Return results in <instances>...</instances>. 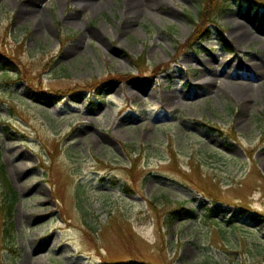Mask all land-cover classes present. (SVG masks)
Returning a JSON list of instances; mask_svg holds the SVG:
<instances>
[{
  "label": "rangeland",
  "instance_id": "374dc122",
  "mask_svg": "<svg viewBox=\"0 0 264 264\" xmlns=\"http://www.w3.org/2000/svg\"><path fill=\"white\" fill-rule=\"evenodd\" d=\"M82 1L0 0V264H264V0Z\"/></svg>",
  "mask_w": 264,
  "mask_h": 264
},
{
  "label": "trees",
  "instance_id": "16d2710c",
  "mask_svg": "<svg viewBox=\"0 0 264 264\" xmlns=\"http://www.w3.org/2000/svg\"><path fill=\"white\" fill-rule=\"evenodd\" d=\"M218 0H210V4L216 2L217 3ZM227 1V0H226ZM252 4H257L255 2H257L256 0H251ZM263 2H261L262 4ZM260 4V3H259ZM264 8V4L257 7L259 8ZM223 10V9H222ZM216 10H209L206 9L204 11H202L200 13V18H207V19H211L212 16L214 15ZM215 17V15H214ZM262 17H264V15L262 14ZM213 19V18H212ZM209 21V20H208ZM209 24V23H208ZM202 33L205 34V36L207 35H211L212 31L210 29V27H206V25H204V27L202 28ZM224 31L222 30H216V35L218 36V40L221 42V44L223 45V47L226 50L229 51H234V48L230 45V43L227 41V39L225 38L224 35ZM190 46V45H189ZM191 47V46H190ZM192 50V48H190ZM143 58H140L138 60H142ZM0 67L2 70L6 71L8 69V65L7 62H3V60H1L0 62ZM144 83V82H141ZM49 98H55V97H51L49 96ZM207 127H209L213 132H221L218 128H216L215 126H210L207 125ZM0 160H1V152H0ZM0 182L2 184V193H4V195H2L1 201L2 203L0 204V211L2 214V219H4L5 221L7 220L10 221L13 217L15 208H16V203H17V195L16 193L13 191V189L11 188L10 182L8 180L7 174L5 172V168L4 166L1 164L0 162ZM195 211L194 210H186V209H180V210H175L173 212H171V214L169 215V217L167 218V223H173L175 220H183L185 218H194L195 217ZM236 227H241V225L237 224L235 225ZM7 234L8 230H7Z\"/></svg>",
  "mask_w": 264,
  "mask_h": 264
},
{
  "label": "bare ground",
  "instance_id": "6f19581e",
  "mask_svg": "<svg viewBox=\"0 0 264 264\" xmlns=\"http://www.w3.org/2000/svg\"><path fill=\"white\" fill-rule=\"evenodd\" d=\"M37 1H38V2H42V1H44V0H37ZM93 1H94V0H84V1H82V6H83V8H84L85 10H91L92 8H94L95 4L93 3ZM127 1H128V2H127V3H128V7H127V10H128V11H127V14H137L138 11H139L137 1H136V0H127ZM101 4H102V3H101ZM35 5H37V4L35 3ZM25 14H26V12L23 11V10H21V15H24V16H25ZM245 39L253 40V34L250 33V35H243V37L240 36V40H245ZM245 68L250 69V68L247 67V66H245ZM229 77H230V75L225 76V78H229ZM246 77H249V75L247 74ZM211 81H217V80L211 78ZM223 82H224L223 85L225 86V89L228 90V89H229V88L227 87L228 82H227L226 80H224ZM247 86H249L248 89H245ZM240 88H241V90H240L239 92H240L242 95H244L245 92H249L250 89H252V88H251V85H246V83H243V82H240ZM244 89H245L246 91H244ZM229 91H230V89H229ZM232 92H234V91H232Z\"/></svg>",
  "mask_w": 264,
  "mask_h": 264
}]
</instances>
